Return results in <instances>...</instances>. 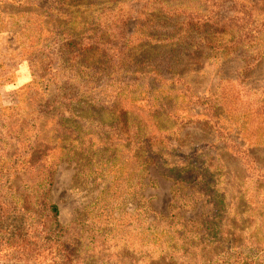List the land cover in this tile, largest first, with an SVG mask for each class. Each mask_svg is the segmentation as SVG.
Instances as JSON below:
<instances>
[{"label":"rangeland","instance_id":"374dc122","mask_svg":"<svg viewBox=\"0 0 264 264\" xmlns=\"http://www.w3.org/2000/svg\"><path fill=\"white\" fill-rule=\"evenodd\" d=\"M247 1L258 2V9L264 10V1ZM166 2L170 6L195 7L192 0ZM105 3L106 0H0V161L8 162L24 154L31 145L35 148L32 155L36 170L40 161L45 170L51 166L56 170L50 200L60 209L59 222L67 230V237L81 245L74 264H182L186 253L190 264L203 260L216 249L215 245L193 250L188 247L192 245L189 234L185 233L187 237L179 239L175 246L168 244V236L177 240L187 220L209 219L212 206L203 197L195 196L192 208L179 212L183 217L177 220L178 229L170 228L169 218L174 200L196 195V178L206 174V170H200L201 164L211 161L223 170L215 174L210 170L207 176L218 182L230 205L228 222L221 229L236 240L242 238L239 242L245 244L247 252L252 245L264 246V56L256 55L262 48L259 45H264V36L245 49L229 50L218 43V37L209 34L207 38L212 41L178 52L176 74L196 95L213 99V107L205 111L194 105L190 95L169 93L175 97V113L166 133L154 134V128L143 123L145 133L150 134L149 145L158 155L156 166L139 167L133 159L126 158L128 139L120 143L115 139L118 168L110 172L109 166L100 161L110 152L98 153L100 143L93 139L104 128L97 122L73 119L67 105L60 102L68 94L67 76L71 71L61 52L65 34H87L99 26L100 12L115 6L114 2L107 6ZM145 5L141 0H124L118 7L134 11L135 19L127 25V34L135 29L139 12L160 10L157 4ZM122 21H118V29ZM126 30L121 29V33ZM119 102V107L130 110L126 97ZM153 103L139 101L138 107L145 109L139 115L149 114ZM135 125L123 126L125 131L140 128ZM209 144L213 145L209 155L216 160L203 155ZM86 150L97 154L94 165H79L74 159V154L80 156ZM164 164L183 171L180 180L186 181L176 185L164 177ZM119 169L124 175L119 174L112 190L101 195ZM133 172L135 181L129 183ZM21 179L23 184L30 180L22 174ZM132 184V192L136 191L138 197L132 204H122L118 199ZM114 193L118 195L113 197ZM99 196L105 200L96 201ZM108 200L115 201L113 211L106 204ZM184 200L191 204L190 199ZM0 264L35 263L9 257L0 259Z\"/></svg>","mask_w":264,"mask_h":264},{"label":"trees","instance_id":"16d2710c","mask_svg":"<svg viewBox=\"0 0 264 264\" xmlns=\"http://www.w3.org/2000/svg\"><path fill=\"white\" fill-rule=\"evenodd\" d=\"M122 1L106 0L104 6L111 2L115 6L112 10L103 9L100 12L102 23L87 34L67 32L66 42L61 46V52L66 55L64 62L71 71L67 76L68 94L60 102L67 105V111L73 119L86 123L97 122L104 128L93 139L100 143L98 153L110 152L109 156L100 160L109 166L110 172L114 167L118 168L119 150L115 139L117 143L124 138L128 139L129 143L124 147L126 158L128 156L133 159L139 167L156 166L158 155L153 153L149 145L150 134L145 133L147 127L143 123H149L154 128V134L166 133L175 113V97L169 93L184 94L185 97L190 95L194 105H200L205 111L213 107V99L196 95L176 74L174 63L178 52L183 53L205 41H212L207 38L209 34L218 37V43L229 50L245 49L264 36V10L258 9V2L192 0L195 7L189 9L170 6L166 0H141L146 2L145 6L157 4L155 6L160 10L139 12L134 23L135 29L127 34V25L135 19L132 16L134 11L126 8L119 10ZM118 19H123L120 29L117 28ZM69 25L73 26V22ZM121 29L126 32L121 33ZM259 46L262 48L256 55L261 58L264 56V45ZM161 49L166 52H160ZM123 97L129 100L130 110L119 107V100ZM139 101L154 102L150 105L149 114L139 115V112L145 110L138 107ZM73 119L68 120L73 122ZM129 124H138L140 128L133 130L129 127L125 131L124 126ZM209 145H205L203 150L206 152L203 155L216 160V157L214 159L209 155L213 146ZM34 149L30 145L24 154H18L8 162L0 161V259L3 261L12 257L35 264H74L81 245L67 237V230L59 222L60 209L50 200L56 170L53 166L45 170V164L41 161L36 170L32 155ZM73 157L79 165H94L97 154L86 150L80 156L74 154ZM207 163L209 165L203 169ZM201 165L200 170H206V174H199V178H196L199 182L196 183V195L182 196L173 201L170 228L179 227L177 220L183 217L179 212L192 208V198L195 196L203 197L212 206L211 216L201 222L187 220L181 225L183 234L177 240L168 236V244L178 245L179 239L187 237V233L192 242L188 247L191 246L193 250L200 246H216L206 257H202L203 260L194 264H264V246L251 244L252 248L247 252L245 244L239 242L242 238L236 240L237 237L221 229L228 222L230 205L226 203L227 195H223L218 188V182L213 181V177L209 178L207 172L213 170L215 174L223 168L216 166L213 161ZM161 168L167 169V172L161 174L171 178L176 185L186 181V178L180 180L184 172L175 170L176 166L171 168L164 164ZM123 172L122 169L115 171V179L108 183L109 186L101 195L112 190L116 184L114 182ZM134 173L130 174L129 183H134ZM21 174L30 180H25L23 184ZM94 174L90 172V175ZM191 179L194 180L187 178L190 182ZM16 181L20 183L16 185ZM133 187L134 184L118 199L122 200V204L136 201L138 193L132 192ZM117 195L114 193L113 197ZM185 198L190 199L191 204H187ZM100 199L105 200L99 196L96 201ZM114 202L108 200L106 203L110 204L112 211L116 209ZM186 255V261L182 264H190Z\"/></svg>","mask_w":264,"mask_h":264}]
</instances>
